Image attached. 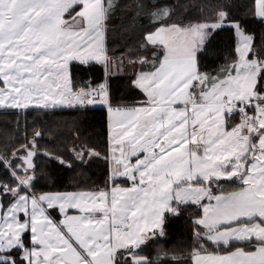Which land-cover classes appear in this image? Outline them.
I'll list each match as a JSON object with an SVG mask.
<instances>
[{"label":"crops","instance_id":"crops-1","mask_svg":"<svg viewBox=\"0 0 264 264\" xmlns=\"http://www.w3.org/2000/svg\"><path fill=\"white\" fill-rule=\"evenodd\" d=\"M105 8V0H0V110L83 106L84 101L78 100L77 96L81 91H72L70 84L69 65L77 62H67L63 53L99 50L107 59ZM170 27L174 26L161 28ZM210 28L205 29L207 35ZM153 34L146 36V42L162 47L148 41ZM164 57L165 51L155 71L135 76L134 86L143 93V102L124 107H110L105 103L108 106L104 108L98 100H86L87 106L106 109L110 182L113 181L110 135L121 131L124 121L131 124L134 140L145 141L153 149V156L160 155L165 164V183H152L151 193L149 185L142 187L148 196H153V201L149 206L143 205L139 213L135 211L134 218H140L136 225L140 226L136 227L131 218L126 224L128 230L122 231L137 235L134 241L144 237L146 244L151 235L157 233L156 229L163 226L165 214L172 212L175 206L199 205L201 217L196 224L204 229L207 241L215 245L252 242L255 246L251 251L239 249L225 254L197 252L192 257V264H264V94L256 93V82L249 97L232 98L219 85L224 84L222 81L226 78L216 80L215 74L203 75L211 76L213 85L196 94L193 87L202 75L197 74L195 60L193 65L184 57L166 63ZM89 62L92 61L86 63ZM106 62L111 61L107 59ZM233 65L216 73L223 72L227 76L231 72L234 81L239 83L241 79L234 76L235 69L229 71ZM108 66H102L105 81L100 87L104 95L107 94L108 77L115 75L109 74ZM86 93L88 96L89 92ZM209 93L211 95H207ZM230 106L234 107L232 109L246 106L253 125L244 128L238 122L228 127ZM109 111L118 114L112 124ZM117 125L121 127L116 128ZM153 175L156 180L157 172ZM117 180L127 181L128 186L110 185V192L115 188L139 187L125 178ZM218 181H235L241 187L226 193L211 191V184ZM78 193L86 196L84 192L75 194ZM98 194L93 197L95 201L99 200ZM159 196L162 197L160 206L157 204ZM91 212L94 216L99 215L98 211L93 213L94 208ZM76 213L71 210L66 215ZM113 217L112 214L109 219L108 237L105 234H79L80 244L84 245L79 249L94 260L91 264H95L101 254L107 255L106 264H114L115 253L119 251L115 246V232L120 228ZM62 218L60 215L59 221ZM68 233L65 234L70 238ZM61 238L48 239L52 249L39 250L36 259L32 257L37 264H57L55 249H59L57 254L61 259L67 260L65 264L90 263L73 253L76 258L70 255L72 250ZM133 242L120 250L130 248ZM135 259L139 258H133V261ZM140 260L136 263L143 261Z\"/></svg>","mask_w":264,"mask_h":264},{"label":"trees","instance_id":"trees-1","mask_svg":"<svg viewBox=\"0 0 264 264\" xmlns=\"http://www.w3.org/2000/svg\"><path fill=\"white\" fill-rule=\"evenodd\" d=\"M116 0L105 8V55L111 62L124 61L133 69L131 74L108 77L107 94L110 107L132 106L143 102V93L134 86L137 73L155 71L164 56L160 46L146 42V36L161 27L237 24L251 37L249 59L264 61V20L257 15L255 0ZM146 10L167 8L169 14L158 22L149 21ZM76 10V8H74ZM237 60L235 31L230 26L209 29V35L196 54L198 75L215 74ZM71 90H90L105 81L100 64L71 63ZM1 86V82H0ZM255 91L264 94V70L257 78ZM231 127L239 122L236 114L228 116ZM28 150L34 152L33 167L25 169L22 158ZM22 168V169H21ZM29 172L33 181L28 189L20 186V179ZM110 185L128 186L125 180H109L107 114L102 107L75 106L58 109L0 110V199L10 205L19 195L41 200L48 194L108 192ZM241 187L235 181H218L211 191L231 192ZM7 199V202H6ZM54 222L60 215L55 208L46 209ZM201 217L199 205H181L177 212L166 213L163 235L149 239L137 251L130 248L115 253L114 264H192L197 252L230 253L251 251L255 244L230 243L215 245L207 241L204 229L196 224ZM25 248L30 247V234L22 236ZM2 253L0 252V255ZM11 262L26 264L20 249L3 254ZM133 258L143 259L135 263Z\"/></svg>","mask_w":264,"mask_h":264},{"label":"rangeland","instance_id":"rangeland-1","mask_svg":"<svg viewBox=\"0 0 264 264\" xmlns=\"http://www.w3.org/2000/svg\"><path fill=\"white\" fill-rule=\"evenodd\" d=\"M115 1L116 0H105V6L110 9L114 6ZM141 2L144 4V0ZM255 3L257 15L264 20V0H255ZM143 4L138 8V14L146 13V18L151 22L163 20L169 14V9L167 8L146 10ZM223 26H230L235 31L237 60L236 64L233 65L232 68L229 67V71L235 69L236 75L234 76L239 77L241 81L239 83L235 82L233 75L229 74L231 72H229L227 76H225L223 72H217L215 73L217 77L214 79L218 80L226 78V80L222 81V83H225L219 85L223 88L224 93L227 95L230 94L232 98L234 96L240 98L241 95L244 98H247L251 93H253L258 75L262 70H264V61L262 62L257 59L248 58L251 37L245 34L237 26V24L229 23L224 25L221 20H219V24L217 23L213 25L201 24L184 27L174 26L166 30L161 28L157 29L152 36H149L148 41L150 43H158V45H161L164 48V61L166 63L168 61H172L173 59L184 57L193 65L197 50H200L201 45L207 39L208 35L205 29L207 27L215 29ZM63 54L64 59L67 62H77L82 64L92 61L105 67L109 64L107 68L110 71V75L131 74V71L133 70L129 66L130 64H126L124 61L106 62L108 58L106 59L103 53L99 50H78L69 51ZM221 71H224V69ZM251 77H254L252 81ZM212 79L213 78L211 76L206 77L202 75L196 80L193 92L197 94V92L203 91L204 87H211L213 82L210 80ZM78 91H81V93L77 95L78 100H81L82 102L84 101L83 106L85 104V106H87V103L90 101L86 99V91L77 90L76 92ZM195 93L194 96L196 95ZM213 94H215V91ZM207 95L211 94L209 93ZM107 102L108 94L106 101L101 106L106 108L108 106ZM230 108L232 109L234 107L230 106ZM117 116L118 114L116 112L109 111L111 124L115 122L114 120ZM130 125V123L124 121L121 125L122 130L111 133L110 135L112 148V155L110 156V173L113 180L125 178L126 180H129V182L137 184L139 187L133 186L132 189L115 188L112 192L109 190L108 192H100L98 194L99 200L96 201L93 198L96 194L87 192H84V195L86 196L79 193H51L45 195L41 198V200L36 201L33 197L23 194L17 196L8 206H5L3 201L0 199V252L2 253L0 255V262L8 261L12 263V260H7L3 254L11 249L17 248L21 250V257L26 264H37L36 260L32 257L35 256L36 259L39 250L46 251L51 248V243L49 244L48 240L49 238H52L53 236H60L62 237L61 239L63 242L65 241L66 246L72 250V252L70 251V255L73 256L74 254L77 258L82 257L83 261L87 260L88 262L89 260V264L94 263V260L91 257L85 256L83 252L81 253L79 247H84V245L80 244L79 234L85 236L91 235L92 233L96 236H103L105 234L108 237V224L112 214L114 216L112 219L116 220L119 228L121 229H117L115 232L116 249L120 250L130 246L131 242L134 241L137 235H134L132 231L128 234H124L122 230H124L127 221L131 220V218L135 221V225L139 223L140 218L137 216L134 218L135 211L139 213L143 205L149 206L150 202L153 201V196H148L147 190L142 187H146L144 184L149 185L150 187L148 189L151 188V193V191H153L152 183H155V185L160 184L162 181V183H165V176L163 173L165 170L164 161L160 158V155L157 157L153 156V149L148 147L145 141L139 142L137 139L134 140L131 135L133 129H130ZM117 126L118 127L116 128L121 127L119 125ZM156 150L158 151V149ZM28 151L32 152L31 150ZM154 171L158 174V176H156V180L153 175ZM33 179L34 177L32 172H29L26 176L20 179V186L28 189ZM144 191H146L145 194ZM76 195H81L82 197H78ZM108 199H110V205H108ZM161 200L162 197L159 196L157 198L158 205ZM176 201H178V199H176ZM179 206L181 205L175 206L172 213L175 214ZM50 208H55L58 211L59 215L63 217L61 221L56 223L51 220L48 212L46 211V209ZM92 208H94L93 213L96 214L98 211V216L91 214ZM71 210L77 211L78 213L72 215L67 214V216L66 212ZM138 226L140 225H136V227ZM156 230L157 236L163 235V226L158 227ZM66 231L69 232L68 234L70 238L66 236ZM26 232L30 233L31 248H25L21 239ZM151 238H155L154 233L151 235ZM58 251L59 249H55V251H53L57 258V264H65L67 260L61 259V255L57 254ZM106 256V254H101L95 264H106ZM73 257L76 258L75 256ZM138 261L141 260H134L135 263Z\"/></svg>","mask_w":264,"mask_h":264},{"label":"built area","instance_id":"built-area-1","mask_svg":"<svg viewBox=\"0 0 264 264\" xmlns=\"http://www.w3.org/2000/svg\"><path fill=\"white\" fill-rule=\"evenodd\" d=\"M102 90L99 88V86L91 89L89 92L87 99L89 101H95L98 100L100 103H104L106 101V97L101 94ZM230 115L236 114L238 116L239 123L244 128H249L253 125L252 119L250 115L247 113L246 107L242 106L235 109L229 110ZM124 230L127 231V225H125Z\"/></svg>","mask_w":264,"mask_h":264},{"label":"water","instance_id":"water-1","mask_svg":"<svg viewBox=\"0 0 264 264\" xmlns=\"http://www.w3.org/2000/svg\"><path fill=\"white\" fill-rule=\"evenodd\" d=\"M34 157V152H30L27 151L26 156L23 157L22 163L24 164V168L25 169H31L33 167V160ZM145 244V239L144 237H138L131 245L130 249L132 250V252L137 251L141 246H143Z\"/></svg>","mask_w":264,"mask_h":264}]
</instances>
